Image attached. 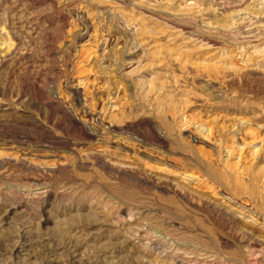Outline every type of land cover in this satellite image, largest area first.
Segmentation results:
<instances>
[{"label":"rangeland","instance_id":"374dc122","mask_svg":"<svg viewBox=\"0 0 264 264\" xmlns=\"http://www.w3.org/2000/svg\"><path fill=\"white\" fill-rule=\"evenodd\" d=\"M0 264H264V0H0Z\"/></svg>","mask_w":264,"mask_h":264},{"label":"bare ground","instance_id":"6f19581e","mask_svg":"<svg viewBox=\"0 0 264 264\" xmlns=\"http://www.w3.org/2000/svg\"><path fill=\"white\" fill-rule=\"evenodd\" d=\"M244 121V120H243Z\"/></svg>","mask_w":264,"mask_h":264}]
</instances>
